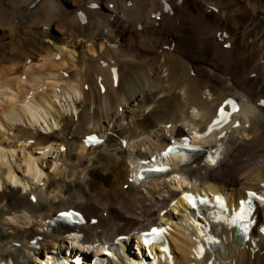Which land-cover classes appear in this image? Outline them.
Wrapping results in <instances>:
<instances>
[{
    "label": "bare ground",
    "instance_id": "bare-ground-1",
    "mask_svg": "<svg viewBox=\"0 0 264 264\" xmlns=\"http://www.w3.org/2000/svg\"><path fill=\"white\" fill-rule=\"evenodd\" d=\"M226 98L238 112L214 129ZM262 102L264 0H0V264H54L42 251L63 242L67 227L55 216L69 207L87 220L73 225L82 240L67 236L73 254L82 242L135 233L136 253L127 255L139 264L148 257L138 233L165 220L172 249L161 257L157 247L154 264H264ZM38 116L57 130L35 127ZM185 126L208 133L200 157L174 163L197 182L184 189L180 181L129 180L134 158H148L170 137L183 136ZM92 131L105 142L86 149L81 138ZM74 144L82 155L68 151ZM214 145L217 157H206ZM201 189L225 202L210 197V206L198 205L214 212L194 217L192 209L202 207L186 191ZM246 190L260 199L242 243L229 219ZM214 205L226 210L218 213ZM60 257L88 264L82 257L73 262L65 250Z\"/></svg>",
    "mask_w": 264,
    "mask_h": 264
},
{
    "label": "rangeland",
    "instance_id": "rangeland-1",
    "mask_svg": "<svg viewBox=\"0 0 264 264\" xmlns=\"http://www.w3.org/2000/svg\"><path fill=\"white\" fill-rule=\"evenodd\" d=\"M46 41H48L49 43H51V44H53L55 41L54 40H52V39H46ZM54 45V44H53ZM55 45H57V44H55ZM58 46V47H57ZM56 46V49H58L57 51H61V49L62 48H60V46L59 45H57ZM86 85V87L88 86V83H86L85 84ZM101 88H102V90H101ZM104 90H105V87L103 86V87H100V93H101V95L104 93ZM204 98L205 99H211V95L210 94H205L204 95ZM102 101H104V99H102ZM70 108H68V113H69V115H71L72 116V118H73V121L74 122H76L77 121V110L76 109H74V108H72L73 106L72 105H70L69 106ZM128 107H129V104H127V105H125V107L123 106V107H118V112H119V114H121L122 112H125V111H127V110H125V109H128ZM71 109V110H70ZM72 109H74V111L72 110ZM114 110V109H113ZM94 113V109H93V106H91L90 108H89V116L90 117H92V115H93V113ZM40 116V115H39ZM38 116V117H39ZM42 120V118L41 117H39V118H37V119H35L34 121V126L35 127H37L38 129H40L41 131H43L44 130V132H48V130H49V132L51 131H54V130H57V128H55V126L53 127L52 126V128H49L48 127V125H46L44 122H42L41 121ZM138 120H140V118H138ZM37 122V123H36ZM100 122L101 123H103V124H105V125H108L109 124V121L108 120H106L105 118H101L100 119ZM93 123H94V121H92L91 123H90V126H92L93 125ZM44 124V125H43ZM39 126V127H38ZM45 128V129H44ZM48 129V130H47ZM52 129V130H51ZM82 139V138H81ZM2 143H3V145L5 144H7V143H10L9 142V140H4V141H2ZM28 144H31V142L30 141H28ZM76 144V143H75ZM73 145L72 146V148H70L68 151H71L73 154H75V155H82L83 154V151L80 149V147L79 146H76V145ZM15 145H20V143H15ZM57 149H60V151H59V153H61L62 155H67V150L65 149V148H59V147H56ZM55 149H53V151H54ZM56 152V151H55ZM82 152V153H81ZM18 153H20L21 154V152L19 151V150H17L16 151V155L18 154ZM48 159H51V160H56V162H57V166H59V167H63L64 165H62L63 164V160L60 158V159H58V158H55L54 156H52V155H49L48 157H47ZM9 159H11V157H9ZM76 161V160H75ZM74 161V162H75ZM61 164V165H60ZM75 165H76V162H75ZM49 171H51V168H49V169H47V172H49ZM21 173V172H20ZM54 172H49V174H53ZM46 177V176H45ZM32 227H34V226H32ZM30 230V229H29ZM178 255V254H177Z\"/></svg>",
    "mask_w": 264,
    "mask_h": 264
},
{
    "label": "snow or ice",
    "instance_id": "snow-or-ice-1",
    "mask_svg": "<svg viewBox=\"0 0 264 264\" xmlns=\"http://www.w3.org/2000/svg\"><path fill=\"white\" fill-rule=\"evenodd\" d=\"M262 103H264V102H262ZM234 110H237V109H234ZM229 115H230V113H225L224 110H223V108H221V109H220V112H219V114H218V118H217V120L213 122V126H219L222 122H226L227 116H229ZM211 127H212V126H210V129H209V130H211ZM222 135H223V134H222ZM186 139H187V138H186ZM183 146H184V147H188V144L185 143ZM171 151H172V149L170 148V149H169V152H171ZM213 163H215V161H213ZM253 195H255V194H253ZM61 215H62V216H65V215H71V214L68 213V214H61ZM152 231L155 233V232L163 231V230L153 229ZM146 235H147V234H146Z\"/></svg>",
    "mask_w": 264,
    "mask_h": 264
}]
</instances>
